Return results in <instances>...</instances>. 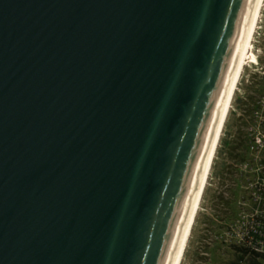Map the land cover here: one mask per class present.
<instances>
[{
  "label": "water",
  "instance_id": "water-1",
  "mask_svg": "<svg viewBox=\"0 0 264 264\" xmlns=\"http://www.w3.org/2000/svg\"><path fill=\"white\" fill-rule=\"evenodd\" d=\"M253 0H0V264H169Z\"/></svg>",
  "mask_w": 264,
  "mask_h": 264
},
{
  "label": "rangeland",
  "instance_id": "rangeland-1",
  "mask_svg": "<svg viewBox=\"0 0 264 264\" xmlns=\"http://www.w3.org/2000/svg\"><path fill=\"white\" fill-rule=\"evenodd\" d=\"M252 46V58L240 80L181 264H249L248 259L239 260L233 246L239 244L249 224L262 221L264 229V205L259 192L264 188V154L263 148L258 149L260 134L255 137L256 142L250 135L251 148L245 160L237 152L230 153L239 135L263 130L264 8ZM254 102L261 110L255 120L250 121L244 111ZM233 189L235 193L231 198ZM227 201L231 202L229 209Z\"/></svg>",
  "mask_w": 264,
  "mask_h": 264
},
{
  "label": "bare ground",
  "instance_id": "bare-ground-1",
  "mask_svg": "<svg viewBox=\"0 0 264 264\" xmlns=\"http://www.w3.org/2000/svg\"><path fill=\"white\" fill-rule=\"evenodd\" d=\"M263 8L264 0H253L169 264L183 263L240 80L245 66L252 58L253 40Z\"/></svg>",
  "mask_w": 264,
  "mask_h": 264
},
{
  "label": "trees",
  "instance_id": "trees-1",
  "mask_svg": "<svg viewBox=\"0 0 264 264\" xmlns=\"http://www.w3.org/2000/svg\"><path fill=\"white\" fill-rule=\"evenodd\" d=\"M250 108L247 109V111H244V116L247 115L249 118H250V121L251 120H255L256 118V115H258V111L261 110V106L258 105L256 102H254L251 106H249ZM263 122V121H262ZM262 124V127H263V130L262 132H257V131H252L251 134H244L243 136L239 135L238 138H237V141L235 143V147L232 148L231 150V154L234 153V152H237L238 153V156L242 159V160H245L247 155H248V152L250 151V148H251V145H250V135H252V137L254 138L253 141H255V137L260 134V147L258 146V149H262L263 148V154H264V122L261 123ZM245 158V159H243ZM264 170V168H263ZM235 183V182H234ZM235 188V187H234ZM260 192V196H261V200H263V205H264V188L262 190L259 191ZM234 189L231 191V198L234 197ZM262 203V202H261ZM227 207L228 209L230 208L231 206V202L227 201ZM255 223V225H260L261 226V223L262 221H255L253 222ZM252 225H248L246 227V229L248 230V232H250V228H251ZM250 236L252 239H250L249 236L245 235L244 234V241H241L239 242V244L237 245H234L233 246V249L236 251V254H238V258L239 260H244V259H248V263L249 264H264V252H259L257 251L253 245H250V241L253 242L252 240H254L255 238V234H253L252 232H250ZM257 237V236H256Z\"/></svg>",
  "mask_w": 264,
  "mask_h": 264
},
{
  "label": "built area",
  "instance_id": "built-area-1",
  "mask_svg": "<svg viewBox=\"0 0 264 264\" xmlns=\"http://www.w3.org/2000/svg\"><path fill=\"white\" fill-rule=\"evenodd\" d=\"M251 228H250V232H252L253 234H255V239L252 240L253 242L250 241V245H253V247L259 251V252H264V229L260 226V225H255V223L251 224ZM250 232H248V230L244 231L242 233V235L240 236V240L244 241V234L249 236L250 239ZM257 236V237H256Z\"/></svg>",
  "mask_w": 264,
  "mask_h": 264
}]
</instances>
